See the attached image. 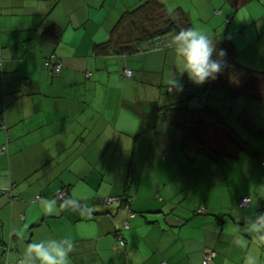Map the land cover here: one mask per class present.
Here are the masks:
<instances>
[{
	"label": "crops",
	"instance_id": "crops-1",
	"mask_svg": "<svg viewBox=\"0 0 264 264\" xmlns=\"http://www.w3.org/2000/svg\"><path fill=\"white\" fill-rule=\"evenodd\" d=\"M141 1L0 0V146L8 145L0 155V264H23L18 258L33 242L72 241L70 264H205L208 250L216 253L208 264H264V231L248 230L264 215V145L256 141H264V133L248 131L237 120L241 111L236 121L253 138L245 139L222 111L255 153L227 139L233 157L213 160L184 142L182 128L154 121V111L136 110L155 103L139 90L137 72L150 67L160 74L158 85L143 82L155 88L157 101H163L168 67L175 83L177 62L168 63L167 46L126 57L94 52L121 14ZM250 1L164 0L170 9H186L201 29L230 18L231 30L239 17L245 35L235 42L244 41L245 49L257 43L259 53L264 11L245 20L239 14ZM103 12L105 21L94 19ZM195 19L202 24L195 26ZM53 23L64 28L58 45L42 35ZM57 60L62 70L54 75ZM134 60L133 76L124 77ZM248 61L264 69V61ZM121 64V77L113 78ZM189 103L181 104L196 107ZM64 188L66 203L54 198ZM249 194L250 206L240 208L239 199ZM38 195L46 200L36 201Z\"/></svg>",
	"mask_w": 264,
	"mask_h": 264
},
{
	"label": "trees",
	"instance_id": "trees-1",
	"mask_svg": "<svg viewBox=\"0 0 264 264\" xmlns=\"http://www.w3.org/2000/svg\"><path fill=\"white\" fill-rule=\"evenodd\" d=\"M216 12L220 13L221 10H216ZM226 22L229 25L231 19L227 18ZM186 28H194V25L189 13L183 7L178 6L170 9L164 0H142L135 7L121 14L111 29L109 38L106 41L96 43L94 45V52L96 55L136 56L141 51L147 52L148 50L150 51L165 45L161 40L163 35L169 32L179 33ZM242 28L244 29L245 27ZM225 31L223 35L218 34V36L211 37L215 39L217 49H223L226 52L224 70L215 80H210L197 86L194 92H192V86L186 87V90L191 94L192 98H204L210 90L217 91L220 97L225 101H230L232 106L241 98L264 104V69L260 70L244 64L239 58V44L235 42V39L227 37L230 31L228 26ZM239 31L240 34L238 35L241 36L243 30ZM63 33L64 28L58 23H53L43 31L42 35L54 45H58L63 37ZM53 55L55 54H52L47 60V66H51L52 59L56 58V55L55 58H52ZM57 65H60L59 72L55 70ZM52 66L54 75H59L62 70V62L57 60ZM126 69L130 68H124V75L132 77L133 70L130 69L132 75L128 76L126 75ZM139 109L154 111V121L164 120L171 122L176 127L182 128L183 140L186 144L194 145L198 152L218 162H221L225 157H233V154L224 142L227 139H232L242 149L247 148L251 153H255V149L252 146H248L247 141L241 138L237 131L226 121L223 112L208 104L198 107H187L183 106L180 102L162 104L161 101H157L153 102V105L151 102V107L147 108V110L141 106L136 108L137 111ZM237 120L248 131L255 134L260 131L264 133V129L256 126L247 110L242 111L238 115ZM211 129H215L220 136L216 137L215 135V138L213 137L212 140ZM221 137H223V140L219 141ZM260 138L264 140V134ZM63 190L67 193L66 199L59 197V191L54 198L57 201L66 203L70 194L68 189L64 188ZM119 198L120 202L131 200L125 197ZM42 200H46V197L42 196ZM250 204L246 207H241L238 201L240 208H247ZM117 235L120 234L117 233ZM5 248L4 253H7L8 249L9 251L11 249L9 245H6ZM19 258H21L22 263L23 256L20 255Z\"/></svg>",
	"mask_w": 264,
	"mask_h": 264
},
{
	"label": "rangeland",
	"instance_id": "rangeland-1",
	"mask_svg": "<svg viewBox=\"0 0 264 264\" xmlns=\"http://www.w3.org/2000/svg\"><path fill=\"white\" fill-rule=\"evenodd\" d=\"M259 1H261L263 3L262 6L256 0H251L249 3L242 5V7L239 9L240 17L245 20L246 15H248V16L251 14L257 15L260 11L259 8H261V10L264 11V0H259ZM173 8L174 7H172V9ZM104 13L105 12L101 13L100 17L97 16L94 19L100 20V21H102V20L105 21L106 15H104ZM198 21H199V19H195V26H197V24H202L201 21L200 22H198ZM240 21H241V19H239V17H237V22L231 24V30L229 31V33L227 35L228 38H232L233 40L234 39H236V40H243L244 39L243 37L245 35V32L241 36L238 35V34H240L239 30H241L240 28L242 25V24L240 25ZM207 26H209V28H207V29L206 28L201 29L199 27H194V29L202 31V32L206 33L209 37H212V36H218V34L219 35L225 34V32H226L225 30L227 29L228 25H227L226 20L224 19V21H222V23L220 25H218V27H213V25H207ZM176 33L169 32V33L163 35L162 39H161L163 44H165L164 46H167V49H169L171 51L169 53L168 63L175 62V61L177 62V67L175 68L177 70V72L175 74L174 80H175V82H176V80L178 81L177 86H175V83H172V82L170 83V80L173 79L172 76L174 73V69H173V67L172 68L168 67L166 69L165 81L162 85V93H161L162 97L161 98L163 101H161V102H166L167 104H172L174 102H180L182 104H190L189 102H191V105L196 106V107L208 104L210 106L218 108L226 114L227 121L236 130H238V132L241 134V136H243L245 139L253 140V138L237 123L235 117L241 111L247 110L249 112V114L251 115L252 119L254 120V122L258 126L264 127V104H261V103L255 102V101H250V100H247L246 98H241V99H239V101H237L232 106L230 101L223 100V98L220 97V95L217 91H212V90L209 91L211 93L207 92V94L204 98H197V97L189 98L186 94L187 90L185 91L184 89H181V87L183 85L192 84V86L196 90L198 85L191 82L188 78H184V80L180 79L179 72L181 71V66L179 65V63L177 61L176 51H175V46H174V37L176 36ZM246 36H247V40L250 39L249 42L254 41V34H250L248 32V30L246 32ZM244 44H245L244 41H242L241 44L239 43V46H238L239 58L241 60H243V62L249 63L248 60H253V62H254L253 64H257L258 61H261V60L264 61V58L262 57L264 55V49H262V48L259 49V53H258V51L256 50V48L258 47L257 43L250 45L249 49H245ZM254 54H257L258 56L254 55ZM249 55H251V56H249ZM123 60H125V58H123ZM130 60H132L131 57H130ZM137 63L138 62H136V60L130 61V64L132 66L129 68L132 69L133 71H135L134 65H136ZM141 65L144 66L145 62L141 61ZM122 67H123V65L119 66V71L118 72L114 71V72L110 73V75L113 76V78H115L116 73H118V76L121 77ZM147 68L149 70L148 72H146L144 69L137 72L138 78H139L138 81L140 83L139 84V90H141L144 93V95L149 98V101L154 100L156 102L157 100H159V97H158L157 92L155 91V88L151 84L157 82L156 84L158 85V81L160 80V74L157 72H153V69L150 67H147ZM260 70H262V69H260ZM183 74H186V73H183ZM107 76H109L108 73L105 75V79H107ZM124 77H126V76H124ZM144 80H145V82H147V80H151V84H149L151 86H149L146 83L143 84ZM184 98H186V101L181 102L180 100H183ZM152 105H153V102H152ZM183 106H185V105H183ZM141 107H144V109L147 110V107L145 106V102L142 103ZM229 111H231L232 113H230ZM210 133H211V139L212 140H213V137L215 138V135H216V137L220 136L219 133H217L215 131V129H211ZM222 140H223V137H221L219 141H222ZM256 141L258 143H262L264 145V141H260V140H256ZM251 222H253V221H251Z\"/></svg>",
	"mask_w": 264,
	"mask_h": 264
},
{
	"label": "clouds",
	"instance_id": "clouds-1",
	"mask_svg": "<svg viewBox=\"0 0 264 264\" xmlns=\"http://www.w3.org/2000/svg\"><path fill=\"white\" fill-rule=\"evenodd\" d=\"M174 46L181 66L179 73H187L188 79L194 84L202 85L215 80L224 70L226 52L218 50L215 39L202 31L194 28L181 30L174 37ZM248 230L257 233L264 231V215L258 216ZM66 239L72 241L70 237ZM73 247V241L68 244L30 243L24 251L23 264H70Z\"/></svg>",
	"mask_w": 264,
	"mask_h": 264
},
{
	"label": "built area",
	"instance_id": "built-area-1",
	"mask_svg": "<svg viewBox=\"0 0 264 264\" xmlns=\"http://www.w3.org/2000/svg\"><path fill=\"white\" fill-rule=\"evenodd\" d=\"M52 58H55V55H53ZM55 70H56V72H59L60 65H57ZM126 75L131 76L132 75V71L130 69H126ZM7 151H8V145L7 144H4V145L0 146V155L6 153ZM10 190H11V188H9V187H4L3 188V191L7 192V193H10L11 192ZM58 195H59V197L61 199H66V197H67V193L63 189L58 192ZM36 200H42V196L38 195L36 197ZM117 200L120 201V198L119 197H109V198L105 199L106 202H113V201H117ZM251 201H252V196L250 194L249 195H245L239 200V206L246 207V206H248L251 203ZM198 212L205 213L206 210L203 209V208H199ZM125 227H128V225H125ZM118 239H119V245H125L126 244L125 239L122 236H120ZM119 245H117V246H119ZM8 252H9V249H8L7 253ZM215 254L216 253L214 251H210V250L205 252V254H204V263L208 264V263L212 262ZM18 262H21V258H18ZM161 264H169V263L167 261H162Z\"/></svg>",
	"mask_w": 264,
	"mask_h": 264
}]
</instances>
